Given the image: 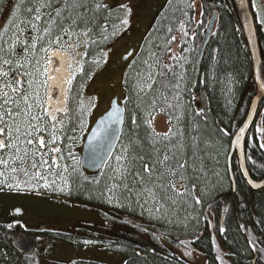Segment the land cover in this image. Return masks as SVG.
<instances>
[{
    "label": "trees",
    "instance_id": "1",
    "mask_svg": "<svg viewBox=\"0 0 264 264\" xmlns=\"http://www.w3.org/2000/svg\"><path fill=\"white\" fill-rule=\"evenodd\" d=\"M10 1L0 0V63L7 54L6 42L13 26L24 20L27 21L25 26L33 23L36 0H13L5 16ZM202 1V20L195 26L193 0H168L144 37L134 63L123 74L121 101L125 121L116 150H120L125 158L129 178L120 192L121 208H111L109 214L98 208L111 224L95 229L82 226L76 228V233L44 231L41 236L77 245L89 240L105 250L122 254L124 264H192L183 254H189L195 247L202 251L206 264H216L209 237L202 244H197L196 238L202 228L208 234L207 229L214 223L218 224L223 204L230 205L234 198L256 197V203H247L246 200L249 209L242 211L241 227L248 222L257 232L264 229V191H251L234 164L236 190L232 193L227 169L230 141L243 121L255 91L250 83L253 69L249 50L231 0ZM262 2L264 4V0ZM122 6L110 7L107 0H46L34 38L35 50L40 55L52 41L62 38L67 32L84 29L88 33V48L83 62L85 69L74 78L68 93L69 109L61 130L60 146L61 152L66 153L71 182L69 199L103 208L107 165L113 155L97 172H89L80 166L77 148L82 144L89 122L88 110L81 102L86 97L92 75L103 66L107 50L131 24L127 19L130 12ZM213 12H217V22L204 48L198 78L193 85L197 48ZM124 20L128 22L125 24ZM182 23L185 24L183 32L180 31ZM193 27L194 35L190 37ZM176 35L181 37L173 39ZM258 35L264 57V37L261 33ZM177 43L179 46L171 55V47ZM22 47L28 48L24 44ZM154 47L158 52L155 79L145 92L138 93L132 83L133 73L143 62L144 55ZM12 53L13 49L8 54ZM263 107L264 100L260 110ZM156 114L164 115L170 125L172 135L168 139L153 136L152 127L144 122ZM262 145L264 114L259 124L254 122L245 144L249 170L254 178L264 175ZM165 155L169 160L164 165L156 163ZM144 163L155 165L151 178L143 170ZM179 164H186V167L180 170ZM169 169H176L177 175L165 174L162 180L157 178L161 171ZM181 171L184 180L179 178ZM135 181H141L154 190L162 204L176 211L172 224L137 214L141 197H137L134 191ZM170 181L175 183V189L170 187ZM161 184L164 188L159 187ZM178 192L183 194L178 195ZM234 212L231 208L226 212L224 229L232 230L230 242L223 244L230 248V243L242 253L246 246L232 217V214L236 216ZM121 215L128 219H121ZM130 218H137L139 222L132 223ZM1 242L0 261H3L4 245L1 246ZM70 264L105 263L77 260Z\"/></svg>",
    "mask_w": 264,
    "mask_h": 264
},
{
    "label": "rangeland",
    "instance_id": "2",
    "mask_svg": "<svg viewBox=\"0 0 264 264\" xmlns=\"http://www.w3.org/2000/svg\"><path fill=\"white\" fill-rule=\"evenodd\" d=\"M167 1L107 0V4L110 7L126 6L130 12L127 19L131 24L127 25V29L114 41L112 47L107 50L103 66L92 75L89 81L88 85L90 86L85 92L86 100L84 99L82 102L83 107L88 110V128L97 116L108 109L110 100L114 96H117L121 103L123 74L128 66L134 63V56L138 52L144 37L152 28L153 23ZM45 4L46 0H36L34 12L32 13L33 23L31 25L25 26L27 21L24 20L23 23L13 26L6 42L7 54L1 59L0 63V73H7L6 76L0 74V129L3 128L4 130L0 137L3 138V144L5 145L3 149H0V160L6 161V163H0V186L7 187V191H15L16 194L22 197L21 205L13 207V210L20 209L21 214L13 213V216L16 215V219L22 221L26 226L28 225L26 228L42 231L71 232L81 226L92 229L97 226L106 227L111 222H107L100 210L103 209L109 214L111 208L122 207L120 192L125 184L128 183L129 178L128 166L120 150L117 149L115 151L111 162L107 165L106 189L103 195L104 209L103 206L98 207L96 204L85 202L79 203L68 198L70 196L71 182L66 167V153L64 151L61 152V146L59 147L62 141L61 130L67 114L56 119L54 135L57 139L48 146L46 143L51 139L53 130L51 121L47 116L39 121L42 128H48L47 132L40 131L34 136L24 135L26 122L36 123L31 121L30 117L40 115L42 112V109L37 106L36 95L38 93L44 100L45 88L41 86V82L45 79L42 72L48 49L56 48L61 50V45L70 46L68 50L63 51H66L68 57H70L72 79L80 75L85 69L83 62L89 38L87 31L84 29L67 32L66 35L60 38L59 45L55 43L56 40L52 41L47 48H44L47 51L42 50L40 55L39 51L35 50L34 38L38 32ZM12 5L13 0L9 2L5 16L9 13ZM192 5L194 9L193 23L196 26L202 20L203 1L193 0ZM36 16H39L40 19L37 20ZM2 19L4 20L5 17H2ZM207 24L208 21L205 24L204 32ZM184 30L185 24L182 23L180 31L183 32ZM193 35L194 27L190 37ZM174 37L178 39L181 36L176 35ZM22 44L28 46V48L24 49ZM177 46H179L178 43L171 47V55L175 54ZM12 49L13 53L9 55L8 53ZM130 50H133V56L124 59V56ZM157 55L156 47L152 48L149 53L144 55L143 62L138 65V68L133 73L132 83L138 93L145 92L149 88L148 85H152L156 76ZM5 61L9 63H5ZM81 68L82 71L79 70ZM30 80L32 81L31 86L28 83ZM73 81L75 82V80ZM67 92L69 91L67 90ZM4 93H7V95H4ZM25 95L28 96L27 103L24 100ZM28 104H32V108L28 116H25L24 113ZM68 109L67 104V111ZM17 113L20 115L17 116ZM151 120L152 129L155 132L164 133L169 131L170 125L164 115L156 114ZM9 127L12 129L11 140L8 138ZM16 127L20 128L19 133L15 131ZM41 135L45 136V146L43 148H40L35 143L33 145L24 143L25 140L37 141V138ZM10 142L14 147H7ZM17 149H19V152ZM25 149L28 152L26 156L24 154ZM55 149L60 151L57 152ZM80 150L81 145L78 146L77 152L80 153ZM34 153H43L44 155H35ZM17 156L21 157V159H16ZM117 157L121 159L117 160ZM42 159L47 161V163L42 164ZM33 162L36 164L35 168L32 167ZM12 169H15V171H12ZM125 169L126 171H124ZM37 173H39V176L36 175ZM45 184L48 186L45 187ZM133 184L136 185L134 191L137 197H141L137 214L169 224L174 222L173 213L176 211L171 206L166 207L162 204L156 197L154 190L144 186L141 181H135ZM10 185L11 187H9ZM30 189L39 192V199L36 198L37 196L31 195ZM120 218L123 220L128 219L124 215H121ZM130 221L137 223L139 219L130 218ZM0 222H2L1 218ZM40 241H44L47 247L53 250L42 251L43 255L51 260L72 261L85 259L105 264H124L125 261L122 254L105 250L95 243L75 246L70 242L51 237L47 239L40 238ZM56 250L61 252L56 253Z\"/></svg>",
    "mask_w": 264,
    "mask_h": 264
},
{
    "label": "flooded vegetation",
    "instance_id": "3",
    "mask_svg": "<svg viewBox=\"0 0 264 264\" xmlns=\"http://www.w3.org/2000/svg\"><path fill=\"white\" fill-rule=\"evenodd\" d=\"M257 32L260 33L259 27L257 28ZM263 114H264V107L261 108V110L259 107V111H258L259 119L258 121L257 119H255L254 122L259 124L260 117L263 116ZM253 124L250 129H252ZM248 159L249 158L245 146V163L250 173L248 166V161H249ZM234 164L237 166V169L241 177L244 179L239 168V161L235 156L232 158L231 166L233 167ZM251 177L255 181H261L264 179V175L260 178H254L252 175ZM7 189H8L7 187L0 186V218L2 219V222H0V240L3 243L1 241L0 242L2 243L1 246L4 245V249L2 250L4 260L0 261V264H14V263L15 264H70L77 261V260L56 261V260L47 259L43 255L42 251H46V252L53 251L47 247V244H45L44 241H40V238L47 239V237L40 235L41 232H44L46 230L42 231L38 229L26 228L28 227V225L26 226L23 224L22 221L16 219L15 218L16 215L13 216V213L17 215L21 214L20 209L19 211H17V209L13 210V207L17 205L20 206L22 203L21 201L23 199L21 196L16 194L15 191H10V190L7 191ZM258 190L264 191V187ZM30 191H31V195H35L37 196L36 198L39 199L38 191L32 189H30ZM246 200L247 203L257 202L256 197H247V198L239 197V198H234L233 202L230 205L228 203L223 204L222 206L223 210H221L218 219V224L214 223L212 227L208 226L209 227V229H207L208 234L206 232V229L202 228L196 238L197 244H202V242L209 237V240L212 243V248L214 249L213 254L216 264H264V229L257 232L254 228L250 226V224H248V222L244 223V227H241L243 225L241 224V221H243V217H244L242 211L244 209H249V206L248 208L246 207ZM230 208L231 210L235 211L234 213L237 217L234 216V214H232V217L234 219L236 227H238L237 231L239 232L240 236L245 242L246 250H244L242 253L237 252V250L230 243H229L230 248L229 247L226 248L223 244V242H227V241L230 242L231 240L232 229L231 228L224 229V225H225L224 220H225L226 212ZM75 231L76 229L71 231V233H76ZM29 241H32L34 245L33 249L30 252H28ZM87 243H91V241L84 240L81 243V245H77L74 243L71 244L75 246H83ZM57 252H61V251L56 250V253ZM183 256L187 261L191 262L192 264L193 263L206 264L202 251L198 247H195L193 250L190 249V253L187 255L183 254ZM81 260H85V259H81Z\"/></svg>",
    "mask_w": 264,
    "mask_h": 264
},
{
    "label": "water",
    "instance_id": "4",
    "mask_svg": "<svg viewBox=\"0 0 264 264\" xmlns=\"http://www.w3.org/2000/svg\"><path fill=\"white\" fill-rule=\"evenodd\" d=\"M210 4H212V2ZM231 4L237 16L249 50L253 69L250 83L255 87V93L249 102L246 115L241 124L234 132L233 137L230 141V148L227 156L228 175L231 182L232 193H234L236 190V183L231 166V161L234 156L239 161V168L247 185L252 190H258L264 187V179L261 181H255L251 177L245 163V140L255 120L259 105L261 101L264 100V87H262V85H264V63L262 59V48L256 29V25H258L261 29L262 34L264 35V5L262 3V0H251V3L249 2V0H231ZM252 12H255L256 14V23L254 21ZM216 20L217 13L214 12L209 19L205 33L197 50L193 72V85L197 81L204 48L210 39ZM132 52L133 51H130L124 57V59L128 58V56H130ZM116 109H119V112L113 118L112 122L108 123L107 125H101L100 121L107 120L108 113L115 111ZM124 121L125 114L123 107L118 102V98L113 97L110 101L109 108L95 120L90 130L86 134L79 160L82 168L90 172H97L104 166L120 141ZM98 127H106L107 132L103 133L96 140H92L93 130ZM241 128H244L243 133L240 132ZM238 136L239 140H237ZM28 243V252H30L33 249L34 245L32 241H29Z\"/></svg>",
    "mask_w": 264,
    "mask_h": 264
},
{
    "label": "snow or ice",
    "instance_id": "5",
    "mask_svg": "<svg viewBox=\"0 0 264 264\" xmlns=\"http://www.w3.org/2000/svg\"><path fill=\"white\" fill-rule=\"evenodd\" d=\"M97 7H101V5H97ZM122 7H126V6H122ZM59 15H60V12H59V10H57V16H59ZM36 19L39 20L40 17L39 16H36ZM127 22H128L127 20H124L123 21V23H125V24ZM45 31H48V29H45ZM85 34H87V33H85ZM173 39H175V37H173ZM59 41H60V38L57 37L55 43L57 45H59ZM60 47H61V50H68V48L70 46L61 45ZM43 51L46 52L47 49H43ZM5 63H9V62L8 61H5ZM79 70L82 71V68L79 69ZM0 74L5 75V76L7 75V73H0ZM26 75H27V73H26ZM42 75H44L45 79L41 82V86L43 88H45L44 95L47 96V91H46V89H47V65L46 64L44 65V69H43ZM28 83H29V86H31L32 81L30 80ZM67 83L69 85L68 91L70 92L71 91V85H72V79H69L67 81ZM148 87H151V85H148ZM262 87H264V85H262ZM13 91H15V89H13ZM55 94L56 93H54V95ZM4 95H7V93H4ZM24 100L27 103V101H28V96L27 95L24 96ZM36 100H37V106L40 109H42L43 111L41 112L40 115H35V116H31L30 117V120L31 121H35L36 123L26 122V130L24 132V135L25 136H34L37 133H39L40 131H45V132L48 131V128L47 127H43L42 128L41 127V124L39 123V121H41V119L43 117L47 116V109L44 108L43 98L38 93L36 95ZM31 108H32V104H28L27 110L24 113L25 116H28V113H29V111H30ZM160 111H163V109H160ZM118 112H119V109H116L115 111L109 112L108 115H107V120H101L100 121V124L101 125H107L108 123L112 122L113 118L117 115ZM16 115L19 116L20 114L17 113ZM149 115H151V114H149ZM56 119L57 118L55 116H52L51 117V127H52V130H53V134L51 136V139L48 141L49 144L54 143L56 141V139H57L56 136L54 135L55 128H56ZM133 122H135V121H133ZM144 122L149 127H152V120L151 119H147L146 118ZM3 131H4L3 129H0V134H3ZM15 131L17 133H19L20 132V128L19 127H16ZM105 132H107V128L106 127H98L96 129H94L93 130V134H92V140H96L97 138H99ZM240 132L243 133L244 132V128H241L240 129ZM11 135H12V129H11V127H9V130H8V138H9V140H11ZM152 135L153 136H156V137H161L162 136L164 139H168L172 135V131H171V129H169L168 132L158 133V132H155V130L153 129ZM237 140H239V136L237 137ZM24 143H26L28 145H33L35 143L40 148H43L45 146V142L42 139L41 140H38V141L25 140ZM4 147H5V145L3 143H0V149H3ZM7 147L11 148V147H14V145L10 142L7 145ZM262 147H264V145H262ZM17 151L19 152V149H17ZM55 151L59 152L60 150L59 149H55ZM125 151H127V149H125ZM24 154H25V156L28 154L27 149L24 150ZM34 154L35 155H41V156L44 155L43 153H34ZM16 159H21V157L17 156ZM120 159H121L120 157H117V160H120ZM138 159L143 160L144 158L143 157H138ZM168 160H169V156L168 155H165L162 160H158L156 163H159L160 165H164L165 162L168 161ZM0 163H6V161L0 160ZM41 163L42 164H46L47 161H44L42 159L41 160ZM53 163H55V161H53ZM32 167L33 168L36 167L35 162H33ZM185 167H186V164H179L178 165V169H180V170H183ZM154 168H155V165L154 164L153 165H149L148 163H144L143 164V170L149 176V178L152 177ZM12 171H15V169H12ZM124 171H126V169ZM165 174H167V175H169L171 177H175L177 175V170L176 169H169V170H166V172L165 171H161L160 174H159V176L157 178L162 180L164 178ZM36 175L39 176V173H37ZM137 176H139V173H137ZM179 178L181 180H184L185 179V176L183 175V172L182 171L180 173ZM142 179L143 178L141 177V180ZM169 184H170V187L171 188L175 189V187H176L175 186V183H173V182L170 181ZM44 186L47 187L48 185L45 184ZM256 186H258V185H256ZM9 187H11V185ZM114 187H115V185H114ZM159 187L164 188V185L161 184V185H159ZM177 194L178 195H182L183 193H179L178 192ZM197 202H199V201H197ZM17 211H19V209H17Z\"/></svg>",
    "mask_w": 264,
    "mask_h": 264
},
{
    "label": "bare ground",
    "instance_id": "6",
    "mask_svg": "<svg viewBox=\"0 0 264 264\" xmlns=\"http://www.w3.org/2000/svg\"><path fill=\"white\" fill-rule=\"evenodd\" d=\"M67 54L66 51L51 48L46 57L47 96L44 105L47 109V117L50 118L55 116L58 119L67 110V90L69 88L67 81L72 77L69 70L70 57ZM41 139L44 140L43 137L39 140Z\"/></svg>",
    "mask_w": 264,
    "mask_h": 264
}]
</instances>
